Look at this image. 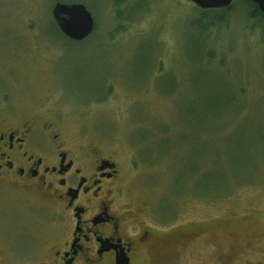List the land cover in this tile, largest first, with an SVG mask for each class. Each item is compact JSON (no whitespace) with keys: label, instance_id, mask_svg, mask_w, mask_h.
I'll use <instances>...</instances> for the list:
<instances>
[{"label":"rangeland","instance_id":"obj_1","mask_svg":"<svg viewBox=\"0 0 264 264\" xmlns=\"http://www.w3.org/2000/svg\"><path fill=\"white\" fill-rule=\"evenodd\" d=\"M55 1L0 0V101L47 100L119 161L128 220L163 237L144 264H264V39L246 0L207 32L191 0L123 21L112 0H59L92 13L80 41L52 24Z\"/></svg>","mask_w":264,"mask_h":264},{"label":"flooded vegetation","instance_id":"obj_2","mask_svg":"<svg viewBox=\"0 0 264 264\" xmlns=\"http://www.w3.org/2000/svg\"><path fill=\"white\" fill-rule=\"evenodd\" d=\"M45 103L0 101V264H144L163 237L128 220L119 161Z\"/></svg>","mask_w":264,"mask_h":264},{"label":"water","instance_id":"obj_3","mask_svg":"<svg viewBox=\"0 0 264 264\" xmlns=\"http://www.w3.org/2000/svg\"><path fill=\"white\" fill-rule=\"evenodd\" d=\"M198 8H222L232 0H191ZM264 15V0H251ZM56 26L66 36L80 41L94 30L93 15L82 2H62L57 0L51 9Z\"/></svg>","mask_w":264,"mask_h":264},{"label":"trees","instance_id":"obj_4","mask_svg":"<svg viewBox=\"0 0 264 264\" xmlns=\"http://www.w3.org/2000/svg\"><path fill=\"white\" fill-rule=\"evenodd\" d=\"M113 6H115V16L116 19L119 21L123 20H131L134 18L136 14H139L144 10L145 7V1L146 0H112ZM65 2V1H64ZM72 2V1H67ZM66 2V3H67ZM248 6H250L249 16L250 17H256L259 19V27L262 28V38L264 39V15L259 10L258 6H256L255 3H253L251 0H246ZM230 9V4L227 6H223L222 8H211V9H202L201 8V14L193 21L196 22L198 28L204 32H207L209 27H211L216 22H224L226 20L225 13ZM213 11L214 14H211L209 16L208 12ZM217 11H219L217 13ZM52 24L56 26L55 22L52 20ZM95 24V22H94ZM94 30L96 29V24L94 25ZM59 33L62 35V37H65L66 39L73 40L69 37H66L63 35L59 28L56 26ZM93 30V31H94ZM93 32L90 33V37ZM204 50V47L202 51Z\"/></svg>","mask_w":264,"mask_h":264}]
</instances>
